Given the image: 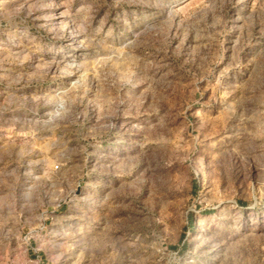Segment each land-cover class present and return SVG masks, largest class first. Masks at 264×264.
Here are the masks:
<instances>
[{
  "label": "rangeland",
  "instance_id": "obj_1",
  "mask_svg": "<svg viewBox=\"0 0 264 264\" xmlns=\"http://www.w3.org/2000/svg\"><path fill=\"white\" fill-rule=\"evenodd\" d=\"M0 264H264V0H0Z\"/></svg>",
  "mask_w": 264,
  "mask_h": 264
}]
</instances>
